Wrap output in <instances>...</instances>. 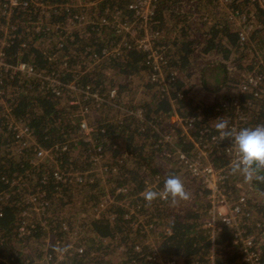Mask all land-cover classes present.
<instances>
[{"label":"trees","instance_id":"obj_1","mask_svg":"<svg viewBox=\"0 0 264 264\" xmlns=\"http://www.w3.org/2000/svg\"><path fill=\"white\" fill-rule=\"evenodd\" d=\"M41 1L62 4L67 0ZM129 1L104 0L98 4L95 13L100 16L99 22L107 7L124 11ZM2 2L0 0V43L6 41L4 50L10 63L34 64L39 70L59 75L64 83L76 80L80 86H90L101 95L115 89L118 97L114 105L128 110L140 108L144 120L128 116L119 107L90 106L88 120L90 125L98 126L95 139L106 147L114 160L109 168H117V172L110 174L105 190L101 187L103 182L63 186L49 179L50 184L44 189L48 203L45 219L50 231L38 224L20 238L17 232L25 219V210L21 207L25 204L26 191L19 192L12 182L16 178L27 179L28 173L40 179L49 177L54 166L47 163L35 170L30 164L32 151L22 149L7 129L0 107V193L9 195L1 210L0 256L11 259L13 264H30L27 260H31V264H49L44 261L49 251L54 257L52 264H147L144 256L150 253L151 244L146 237L153 238V234L161 239L158 249L164 257L183 260L186 264H209L212 243L202 229L211 215L208 192L183 167L163 162L159 140L163 134H174L177 129L172 123L175 112L171 100L164 98L149 80L145 54L122 47L119 56L103 59L97 67L86 71L87 57L92 53L99 54L119 41L120 37L112 32L114 28L98 25L76 30L71 41L58 29L70 23L64 11L52 12L43 25V15L29 3L27 11L16 10L7 20L2 15ZM229 8L239 9L254 23V32L244 43L240 39V26L231 21L218 0H158L152 22L154 30L163 34L166 69L172 78L170 87L177 112L182 116L194 114L200 117L196 136L207 143L221 131L216 127L218 123L226 122L228 126L239 112L249 116L246 128L264 125V83L252 93L240 91L245 76L258 64L259 56L264 57V9L258 0H233ZM28 16L32 17L36 28L27 25ZM39 22L42 23L40 26L37 25ZM6 26L13 27L8 37L1 31ZM210 80L221 82V85L213 89L209 86ZM4 83L9 86L16 120L32 130L42 147L51 148L73 137L80 138L79 119L76 118L78 108L71 106L68 98L55 97L35 79L17 78ZM224 103L228 104L226 110L222 108ZM109 113H112L111 117ZM101 128L106 130L105 134L100 133ZM231 144L226 138L214 146L212 162L219 170H224L225 189L231 196L246 191L252 193L246 211L251 216L250 221L262 226L260 254L264 260V166L256 168L251 178L234 171L224 153ZM176 145L187 154L194 153L193 144L186 142L179 133ZM77 148L78 151L72 149L63 159L66 166H77L84 171L88 167L89 144L81 138ZM70 159L74 160L72 164L67 162ZM120 159L124 165L118 167ZM118 175L120 180H117ZM170 175L182 181L188 199L173 202L168 197L166 202L158 198L148 201L144 196L146 181L157 180L160 176L158 185L163 189L164 181ZM34 182L32 180L36 187ZM117 186L128 190L126 199L136 208V219L143 218L155 228L150 236H146L141 228L132 227L134 216L126 219L128 210L122 207L125 197L114 194ZM110 194L116 198L114 203L107 204L104 211H98L106 200L104 197ZM64 226L70 229L65 230ZM166 228L172 230L167 237L164 234ZM78 230L83 236L77 244L84 247V253L72 251L58 256V252L68 249L70 244L67 241L62 246L63 241ZM46 238H50L49 244ZM216 240L219 244H227L225 258L217 259L216 264H238L240 256L233 250L230 232L224 229ZM57 241L63 248H58ZM136 246L142 247V255L135 251Z\"/></svg>","mask_w":264,"mask_h":264},{"label":"built area","instance_id":"obj_2","mask_svg":"<svg viewBox=\"0 0 264 264\" xmlns=\"http://www.w3.org/2000/svg\"><path fill=\"white\" fill-rule=\"evenodd\" d=\"M104 0H67L62 4L54 3L47 4L41 0H3L1 11L3 17L10 19L14 11H27V7L33 4L36 7V12L42 14L43 25L49 20L52 12L64 11L68 14L70 23L66 27H60L65 36L71 41L74 40L73 33L76 30H86L89 27H95L98 25L114 28L119 41L111 45V48L103 50L99 54L92 53L86 58L84 64L86 71L97 67L103 59L108 57H117L121 54L122 47L134 48L145 54V66L147 68V76L149 80L156 85L158 91L164 98L171 100L174 109V116L172 117V123L176 128L174 134H163L159 140V144L163 149V160L165 165H173L177 163L178 166L183 167L193 179L198 181L202 187L208 192V205L211 207L210 218L203 224L202 229L206 232V235L210 238L212 243L211 254L208 258L209 264H216L217 259L225 258V248L227 244H219L216 237L220 235L224 229H227L231 234V245L233 250L240 256L238 264H264V260L260 254V233L262 226L260 223L254 224L250 221V214L246 211L249 207L250 200H252V193L249 191L243 192L238 196H231L225 189L226 174L224 170H219L214 166L212 162L213 147L218 146V143L225 140H230L231 145L226 147L224 153L229 158V165L233 166L237 162V154L233 146L231 135H224L220 131L216 136H212L209 143L198 139L196 132L198 129V123L200 117L197 115H185L182 116L177 112V108L174 105L175 100L172 97L171 84L172 78L170 73L167 72V50L162 45L163 34L160 31L154 30L152 22L157 11L158 0H130L124 11H120L114 8L107 7V10L102 15L101 22H99L98 4ZM118 1V0H112ZM219 5L224 7L227 14L230 15L231 21L235 22L241 28L240 39L242 43L246 42L254 32V23H251L249 17L239 9L232 10L230 5H233V0H218ZM264 9V0H258ZM23 18L25 16H22ZM29 26L36 28V23H33L32 17L28 16ZM41 22L37 25H41ZM37 26V27H39ZM11 28L8 26L3 27L1 31L3 36H10ZM62 34V33H61ZM57 42V41H56ZM60 42V40H59ZM6 41L0 43V107L3 109L2 114L5 119V125L9 131H11L15 138L18 140L22 149H29L32 151V158L30 164L35 168H42L47 163H51L54 169L51 171L50 176L47 175L43 178H38L36 175L28 173L27 179L22 180L16 178L12 182V186H16L18 191L25 194V204L23 213L25 219L19 225L18 236L25 237L29 229L37 227L41 224L48 232L50 231V225L47 219L48 203L46 202L47 192L44 188L50 184L49 179H53L55 184L63 186L81 185V184H93L95 182L104 185L108 184V177L114 171L117 172V168L111 169L109 165H112L113 159L110 158L106 147L102 143H99L95 139V134L98 132L97 125H90L88 116L90 114V106L101 107L104 104L119 107L128 116H133L139 120H144V112L140 108L125 109L118 105H114L117 101L118 93L115 89H110L107 93L101 95L97 90H94L90 86H80L76 80L71 82H63L61 77L57 74L49 73L44 70H39L34 64L18 61L17 63H10L6 57L4 47ZM262 68V69H261ZM245 80L240 85V91L252 93L255 90H259L264 83V57L259 58L258 64L255 69L245 76ZM17 78L21 80L35 79L40 83L47 92L52 93L57 98H68L71 106L78 108L76 118L79 119V135L80 138L73 137L66 142L53 146L51 148H44L36 141L34 133L24 123H20L16 120L13 114V106L11 96H9L8 85L6 80L14 81ZM258 94V93H256ZM180 96V95H179ZM228 104L224 103L222 108L226 110ZM131 108V107H130ZM249 123V116L244 113H237L235 119L230 122L226 130L229 133H235L242 128H246ZM100 133L105 134V129H100ZM177 133L185 139L186 142L193 144L194 153L192 155L183 152L176 145ZM83 142L89 144L88 149V167L84 171L79 167L66 166V161L63 159L64 155H69V152L74 149L78 151V143L80 139ZM21 150V149H20ZM29 161V160H28ZM73 159L68 160L69 164L73 163ZM120 166H123V160L118 161ZM117 180H120L118 175ZM147 180L146 190H152L156 192H163V189L159 187L158 180ZM32 180L35 181L36 187H33ZM145 190V191H146ZM127 189L123 186H117L114 189V194L117 196L125 197V201L122 203V207L126 210V219H131L134 216V224L132 227L141 228L146 236H150L154 232L153 225L146 223L143 218H137L136 208L127 201ZM143 195V194H142ZM104 198L106 200L100 204L98 211L105 210L107 204L114 203L116 200L114 195H107ZM161 202H166L168 197L158 196ZM9 199L8 194L0 193V217H2V208ZM46 218V219H45ZM65 230H69L68 226H64ZM79 230L76 234L70 235L66 241H63L62 246L67 241L70 242L68 249H62L58 253V256H63L65 253L76 251L79 254L84 253V247L77 244L82 234ZM165 236L172 234L170 228H166L164 231ZM51 233L49 234V236ZM48 236V237H49ZM153 238L147 239L151 244V251L146 258L147 264H186L183 260H175L164 257L159 249L158 244L161 241L158 237L152 234ZM47 244L50 243L46 238ZM58 248L61 247L57 241ZM48 251V250H47ZM135 251L142 255L143 249L141 246H136ZM44 258V261L52 264L54 257L50 254ZM0 262L2 264H13L11 259L2 258L0 256ZM27 263H32L31 260H27Z\"/></svg>","mask_w":264,"mask_h":264},{"label":"clouds","instance_id":"obj_3","mask_svg":"<svg viewBox=\"0 0 264 264\" xmlns=\"http://www.w3.org/2000/svg\"><path fill=\"white\" fill-rule=\"evenodd\" d=\"M216 127L222 131V134L231 135L232 137L233 146L238 157L233 170L241 172L247 178H251L256 168L264 166V125L242 128L235 133L223 131L227 127L226 122L218 123ZM161 195L169 197L173 202L177 199H188V193L182 181L175 175H170L165 179L162 193L152 190H147L144 193L148 201Z\"/></svg>","mask_w":264,"mask_h":264},{"label":"crops","instance_id":"obj_4","mask_svg":"<svg viewBox=\"0 0 264 264\" xmlns=\"http://www.w3.org/2000/svg\"><path fill=\"white\" fill-rule=\"evenodd\" d=\"M222 11V10H221ZM225 12H226V10H225ZM261 56H259V58H260ZM199 65H201V63H199ZM199 67H201V66H199ZM221 85V82H219V83H214L213 81H209V86L211 87V88H216V87H218V86H220ZM82 234V236H83V233H81Z\"/></svg>","mask_w":264,"mask_h":264},{"label":"rangeland","instance_id":"obj_5","mask_svg":"<svg viewBox=\"0 0 264 264\" xmlns=\"http://www.w3.org/2000/svg\"><path fill=\"white\" fill-rule=\"evenodd\" d=\"M245 58V57H244ZM249 60V57H247V61ZM134 93H135V91H134ZM129 96H132V94H129ZM139 97V95H137L136 97H135V100H137V98ZM109 115H110V117L112 116V113H109ZM101 187L105 190L106 189V186L102 183V185H101Z\"/></svg>","mask_w":264,"mask_h":264}]
</instances>
